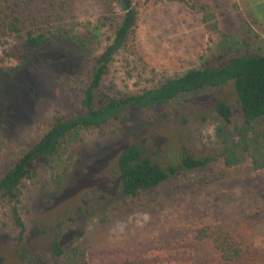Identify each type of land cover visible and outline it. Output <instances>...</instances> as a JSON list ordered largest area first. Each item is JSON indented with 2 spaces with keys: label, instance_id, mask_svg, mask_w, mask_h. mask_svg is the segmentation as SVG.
<instances>
[{
  "label": "rangeland",
  "instance_id": "obj_1",
  "mask_svg": "<svg viewBox=\"0 0 264 264\" xmlns=\"http://www.w3.org/2000/svg\"><path fill=\"white\" fill-rule=\"evenodd\" d=\"M110 1L73 0V18L58 23L59 31L51 28L54 34H48L40 50L25 51L20 39L4 37L0 174L55 112L75 110L78 71L100 52L121 15ZM199 1L213 12L214 31L204 28L200 14L186 2L132 0V41L113 55L100 90L115 96L136 93L189 68L264 52V33L244 8L226 0ZM216 98L235 106L227 84L178 105L129 108L100 128L82 130L67 146L69 166L58 187L48 167L36 163L32 177L19 187L26 234L20 246L13 242L16 230L0 203V264H48L49 242L55 237L64 245L82 241L87 264H222L210 238H198L202 228L231 235L245 253L264 261V169L247 171L246 162L226 168L214 160L203 168L177 170L137 196L118 192L116 158L127 143L138 144L161 166L175 165L182 151L197 158L213 156L218 147L213 135Z\"/></svg>",
  "mask_w": 264,
  "mask_h": 264
},
{
  "label": "trees",
  "instance_id": "obj_2",
  "mask_svg": "<svg viewBox=\"0 0 264 264\" xmlns=\"http://www.w3.org/2000/svg\"><path fill=\"white\" fill-rule=\"evenodd\" d=\"M72 1L0 0V44L5 36L12 35L21 40L25 51L44 48L51 28L59 31L61 22L73 18L69 9ZM112 1L120 11V18L100 52L78 71L81 79L75 110L69 114L55 112L35 140L14 152L10 164L0 174V203H5L9 222L16 230L13 236L16 246H20L26 236L20 213L19 187L32 177L34 165H46L54 187H58L69 166L68 159L64 158L67 146L79 139L82 130L100 128L117 120L129 108L178 105L188 97L209 94L227 84H231L235 105L232 109L225 99L214 100L213 135L218 147L213 156L197 158L182 151L175 165L161 166L138 144H125L116 158L118 192L124 197H134L156 187L177 170L203 168L214 160H220L226 168L246 162L243 166L247 171L264 169V52L234 55L221 64L189 68L136 93L107 95L100 90L101 80L113 55L132 41L136 21L132 0ZM187 5L200 14L204 28L216 29L213 12L206 3L194 0ZM2 144L0 135V148ZM197 233L199 239L210 238L222 264H264L256 254L245 253L227 233L208 228L199 229ZM49 248L48 264H87L82 241L64 245L63 239L55 237L49 242Z\"/></svg>",
  "mask_w": 264,
  "mask_h": 264
},
{
  "label": "crops",
  "instance_id": "obj_3",
  "mask_svg": "<svg viewBox=\"0 0 264 264\" xmlns=\"http://www.w3.org/2000/svg\"><path fill=\"white\" fill-rule=\"evenodd\" d=\"M233 6L244 8L245 15L264 33V0H226Z\"/></svg>",
  "mask_w": 264,
  "mask_h": 264
},
{
  "label": "clouds",
  "instance_id": "obj_4",
  "mask_svg": "<svg viewBox=\"0 0 264 264\" xmlns=\"http://www.w3.org/2000/svg\"><path fill=\"white\" fill-rule=\"evenodd\" d=\"M211 131V130H210ZM148 219V217L147 216H145V220H147Z\"/></svg>",
  "mask_w": 264,
  "mask_h": 264
}]
</instances>
